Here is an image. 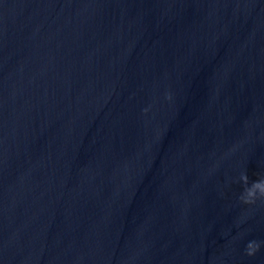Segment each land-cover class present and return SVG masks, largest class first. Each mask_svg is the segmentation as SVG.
Instances as JSON below:
<instances>
[{"label":"water","instance_id":"obj_1","mask_svg":"<svg viewBox=\"0 0 264 264\" xmlns=\"http://www.w3.org/2000/svg\"><path fill=\"white\" fill-rule=\"evenodd\" d=\"M242 173L264 0H0V264H264Z\"/></svg>","mask_w":264,"mask_h":264},{"label":"clouds","instance_id":"obj_2","mask_svg":"<svg viewBox=\"0 0 264 264\" xmlns=\"http://www.w3.org/2000/svg\"><path fill=\"white\" fill-rule=\"evenodd\" d=\"M171 98L170 96L168 97ZM147 111V109H145ZM240 181L244 185V190L239 199L244 204H255L257 200H264V177L254 180L249 184V178L246 173H242ZM261 242L252 240L246 245L245 252L248 256H253L260 249Z\"/></svg>","mask_w":264,"mask_h":264}]
</instances>
